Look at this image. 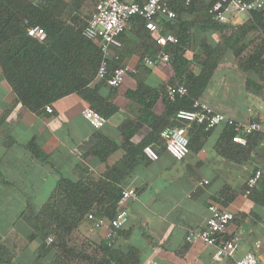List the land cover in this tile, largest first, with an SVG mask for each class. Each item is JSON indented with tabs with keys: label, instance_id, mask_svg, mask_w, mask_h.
I'll return each mask as SVG.
<instances>
[{
	"label": "crops",
	"instance_id": "obj_1",
	"mask_svg": "<svg viewBox=\"0 0 264 264\" xmlns=\"http://www.w3.org/2000/svg\"><path fill=\"white\" fill-rule=\"evenodd\" d=\"M212 2L198 0L196 10L181 14L180 24L166 26L163 19L158 20L155 32L134 19L129 22L120 37L121 46L110 50L118 54V63L134 72L127 74L118 87L107 83L99 86L97 95L103 110H112L104 116L106 123L101 129L92 128L82 117L81 110L89 104L76 92L49 104L50 112L45 108L40 112L29 110L18 101L0 68V264H54L53 249L40 258V239L32 236L29 217L50 197L60 178L105 179L111 168H117L116 185L136 189L137 196L123 204L128 212L126 225L109 229L96 227L92 221L81 222L71 234L69 246L75 245L86 255L93 253L97 261L106 258L100 246L107 242L116 253L131 254L137 264H234L260 242L258 264H264V133L257 132L259 140L249 153L233 159L216 148L225 125L206 135L191 130L190 125L189 152L182 160L165 151L160 133L153 135V129L159 130L163 124L185 125L167 114L164 88L168 82L183 84L188 72L199 73L203 43L210 47L217 64L198 99L235 120L264 124V69L256 72L238 68L224 42L229 28L244 23L249 14L227 13V20L217 24L202 16ZM223 24L227 28L223 29ZM184 27L187 65L180 73L170 62L153 66L143 62L160 48L156 36L176 37ZM139 88L144 89L143 94L129 97L128 93ZM151 90L157 93L153 100L149 99ZM102 139L115 144L103 161L88 153ZM147 140L157 151V160L142 153L141 145ZM29 143L43 157L35 155ZM105 151L102 147L100 152ZM256 169L262 170V176L246 194L245 182ZM212 203L234 215L222 238H239L233 258L220 262L213 258V246L186 240L189 230L204 226ZM112 263L116 264L115 260Z\"/></svg>",
	"mask_w": 264,
	"mask_h": 264
},
{
	"label": "trees",
	"instance_id": "obj_2",
	"mask_svg": "<svg viewBox=\"0 0 264 264\" xmlns=\"http://www.w3.org/2000/svg\"><path fill=\"white\" fill-rule=\"evenodd\" d=\"M86 0H0V68L3 76L26 108L40 112L53 101L70 93H79L88 102V106L103 116L109 112L103 110V103L97 95L100 85L106 84L111 69L117 61H109V71L104 78L97 77V71L102 61V53L96 40L86 38L82 31L86 25L87 16L82 8ZM97 1V0H96ZM143 3L146 0H130ZM169 7L174 10L173 19H163L164 25L180 24L183 12L196 10L198 0H167ZM249 18L236 27L229 28V34L224 38L232 54L237 60L238 68L243 71H262L264 69V5L259 10H252ZM207 19L217 23L205 11ZM134 21L144 26V20L135 17ZM40 26L44 32L43 40H37L27 34V27ZM223 29L226 24L221 25ZM182 32L176 36L177 42L166 43L169 62L176 73H180L187 65L183 56V46L187 42V34ZM204 54L198 74L187 73L185 82L187 94L171 101L166 98V112L174 116L180 108H190L197 99L216 67V59L212 50L205 43L202 44ZM150 100L157 97L153 90ZM144 89H137L128 93L129 97H138ZM166 126V125H165ZM161 127L163 129L164 127ZM161 129H153V135H159ZM191 130L201 131L206 135L202 126L192 124ZM133 130H129L132 133ZM233 131L225 126L219 137L216 148L220 154L229 158L240 157L249 153L259 140L258 133L246 137V143L240 145L232 141ZM149 140L141 145V150L148 145ZM34 151V144H28ZM102 147L107 151L101 153ZM115 147L114 143L100 140L88 153L105 160ZM234 156V157H233ZM117 168H111L105 179L91 180L88 177L78 179L60 178L50 197L35 215L29 218L34 228L33 237H39L38 254L43 257L50 249L55 250L54 264H137L136 258L131 259L116 253L107 242L101 243L102 261H97L96 255H86L69 246L71 234L91 213L95 218H112L118 208L122 187L114 182ZM118 172V171H117ZM108 179V180H107ZM262 180V179H261ZM264 183V180H262ZM255 188V187H254ZM253 188V189H254ZM50 237L51 242L45 240ZM99 248V247H98ZM113 264V263H112Z\"/></svg>",
	"mask_w": 264,
	"mask_h": 264
},
{
	"label": "built area",
	"instance_id": "obj_3",
	"mask_svg": "<svg viewBox=\"0 0 264 264\" xmlns=\"http://www.w3.org/2000/svg\"><path fill=\"white\" fill-rule=\"evenodd\" d=\"M189 0H186L188 3ZM264 0H213L208 7V13L211 17L223 23L227 20V13H249L252 10H259L263 7ZM175 12L172 10L167 0H146L138 3L130 0H97L94 7L86 20L83 28V35L99 43L102 53V61L97 71L98 78H104L108 74L109 61H117L109 77L107 84L112 87H118L127 74L133 73L134 70L127 65L118 63L119 56L117 53H111V47L119 48L121 46L120 37L128 28L129 22L139 17L144 20V26L151 32L157 31L156 22L160 19H173ZM27 34L37 40H43L45 37L44 30L38 26L27 27ZM177 42V38L171 34L158 35L155 43L159 49L153 57H144L143 62L148 66L157 63L169 62L170 56L164 50L166 43ZM165 96L173 101L176 98L187 94V88L179 81L168 82L164 88ZM47 111H51L50 106H46ZM82 117L94 129H101L106 123V118L93 108L86 106L81 110ZM174 117L185 123L184 126H166L160 132V138L163 142L165 151L175 160H182L189 152L187 128L192 124L203 127L205 131H210L219 125L229 126L232 131V141L244 145L246 137L254 133H264V124L258 121H238L226 114L214 110L209 105L194 99L190 108L178 109ZM142 153L150 160L158 159L157 151L151 145H145ZM262 176V170L256 169L247 178L245 182V192L250 191L257 185ZM137 196L136 189L133 186H127L122 189L118 208L112 218L100 217L95 218L91 213L87 215L88 220L92 221L96 227H106L117 229L126 225L128 220L127 209L123 206L125 201ZM209 216L204 226L200 229H191L186 234L188 242H202L214 247L213 258L220 262L224 258H233L238 237L232 239H223L222 234L233 220L232 212L221 208L215 203L208 207ZM110 236V232L107 234ZM51 242V238H47ZM261 247L260 242H256L253 248L247 251L242 257L236 259L234 264H258L257 251Z\"/></svg>",
	"mask_w": 264,
	"mask_h": 264
},
{
	"label": "rangeland",
	"instance_id": "obj_4",
	"mask_svg": "<svg viewBox=\"0 0 264 264\" xmlns=\"http://www.w3.org/2000/svg\"><path fill=\"white\" fill-rule=\"evenodd\" d=\"M95 2H96V0H86L85 1L84 5H83V8H82V11H83L84 15H86L87 17H89V15H90L93 7H94ZM243 14H245V13H242L241 12V15H243ZM76 248H78V247H76Z\"/></svg>",
	"mask_w": 264,
	"mask_h": 264
}]
</instances>
